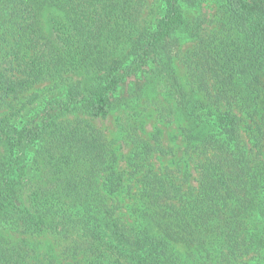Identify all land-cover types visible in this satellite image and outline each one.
<instances>
[{"label":"trees","instance_id":"trees-1","mask_svg":"<svg viewBox=\"0 0 264 264\" xmlns=\"http://www.w3.org/2000/svg\"><path fill=\"white\" fill-rule=\"evenodd\" d=\"M207 2L0 0V264H264V0Z\"/></svg>","mask_w":264,"mask_h":264},{"label":"rangeland","instance_id":"rangeland-1","mask_svg":"<svg viewBox=\"0 0 264 264\" xmlns=\"http://www.w3.org/2000/svg\"><path fill=\"white\" fill-rule=\"evenodd\" d=\"M212 0H208V2L206 3L205 8L208 9L211 7L212 5ZM180 74L183 76L184 75V71L181 65H179L178 68ZM184 77V76H183ZM185 79V78H184ZM37 87H41V85H38ZM93 122L99 126L100 128H102V130L105 131L107 136H112L114 131H115V121H114V114H109L108 117L104 118V119H95L93 120ZM155 120L154 117H149L145 126H144V130H145V135L146 133H149V131H151V128L153 127ZM157 125L162 129V138H163V142L166 145H174L177 150V155L178 157L181 156V152H182V146L184 145V142L179 134V130L177 128V124L175 122L172 123H157ZM160 162H165L167 161V159L161 158L159 160ZM16 236V235H13ZM39 239L41 240V246L43 247L42 249H48L50 251V254L54 257H57L60 260V251L63 247V242L55 240L53 237L51 236H40Z\"/></svg>","mask_w":264,"mask_h":264}]
</instances>
